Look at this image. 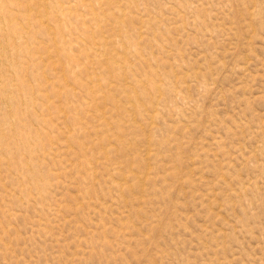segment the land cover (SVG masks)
<instances>
[{
  "label": "rangeland",
  "instance_id": "obj_1",
  "mask_svg": "<svg viewBox=\"0 0 264 264\" xmlns=\"http://www.w3.org/2000/svg\"><path fill=\"white\" fill-rule=\"evenodd\" d=\"M0 264H264V0H0Z\"/></svg>",
  "mask_w": 264,
  "mask_h": 264
}]
</instances>
